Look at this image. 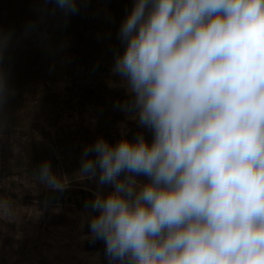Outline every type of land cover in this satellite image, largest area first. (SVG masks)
<instances>
[{"label": "clouds", "instance_id": "1", "mask_svg": "<svg viewBox=\"0 0 264 264\" xmlns=\"http://www.w3.org/2000/svg\"><path fill=\"white\" fill-rule=\"evenodd\" d=\"M89 2L43 0L65 18ZM117 39L111 71L128 99L115 106L151 139L83 147L91 238L109 264H264V0H131ZM12 40L0 30V140ZM33 176L66 189L50 161ZM13 216L0 194V221Z\"/></svg>", "mask_w": 264, "mask_h": 264}, {"label": "rangeland", "instance_id": "2", "mask_svg": "<svg viewBox=\"0 0 264 264\" xmlns=\"http://www.w3.org/2000/svg\"><path fill=\"white\" fill-rule=\"evenodd\" d=\"M126 7L131 0H90L65 18L43 0H0L16 93L0 140V194L14 201L12 221H0V264H109L84 208L97 185L78 169L83 147L99 136L114 144L144 131L151 139L115 106L128 99L111 71ZM46 160L65 184L62 201H49L53 191L33 176Z\"/></svg>", "mask_w": 264, "mask_h": 264}, {"label": "trees", "instance_id": "3", "mask_svg": "<svg viewBox=\"0 0 264 264\" xmlns=\"http://www.w3.org/2000/svg\"><path fill=\"white\" fill-rule=\"evenodd\" d=\"M65 193H66V191L51 192L47 197H48V200L51 202H55V201H57V199L62 201Z\"/></svg>", "mask_w": 264, "mask_h": 264}]
</instances>
